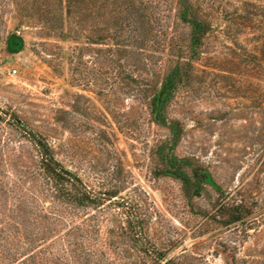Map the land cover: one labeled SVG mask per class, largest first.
<instances>
[{
    "label": "rangeland",
    "instance_id": "1",
    "mask_svg": "<svg viewBox=\"0 0 264 264\" xmlns=\"http://www.w3.org/2000/svg\"><path fill=\"white\" fill-rule=\"evenodd\" d=\"M188 2L194 50L179 0H0V264H264V0ZM29 131L103 204L58 201Z\"/></svg>",
    "mask_w": 264,
    "mask_h": 264
},
{
    "label": "trees",
    "instance_id": "2",
    "mask_svg": "<svg viewBox=\"0 0 264 264\" xmlns=\"http://www.w3.org/2000/svg\"><path fill=\"white\" fill-rule=\"evenodd\" d=\"M179 5L182 13L181 20L191 28L189 46L190 49L194 50L200 45L201 38L205 35L207 28L195 17L192 5L188 2V0H179ZM182 70V67L176 65L167 71L162 78L160 91L151 103V109L155 120L162 125H166V121L162 116V110L173 96V93L177 90L178 84L183 77ZM14 117L15 116H13V118ZM27 134L29 135L30 142L37 149L39 155V169L47 181L52 184L54 196L58 201L75 205L76 207L98 206L103 204L105 200L92 195L86 190L84 184L79 180V178L60 164V162L55 158L52 148L41 136H38L31 131ZM110 199L111 198L108 200ZM125 223V230L129 236L128 239L136 245H142L138 239V235L140 233L137 232L138 228L133 227L128 218ZM139 229L142 231L141 227ZM146 253L148 252L146 251ZM147 255L149 256L150 254ZM155 261L158 262V264H173V260L171 258L166 259L163 255L154 259V262Z\"/></svg>",
    "mask_w": 264,
    "mask_h": 264
}]
</instances>
